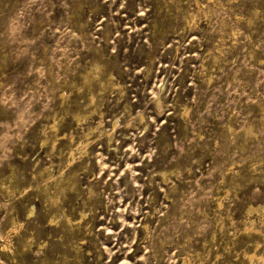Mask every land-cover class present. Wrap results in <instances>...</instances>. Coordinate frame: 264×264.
I'll return each instance as SVG.
<instances>
[{"label": "rangeland", "instance_id": "374dc122", "mask_svg": "<svg viewBox=\"0 0 264 264\" xmlns=\"http://www.w3.org/2000/svg\"><path fill=\"white\" fill-rule=\"evenodd\" d=\"M0 264H264V0H0Z\"/></svg>", "mask_w": 264, "mask_h": 264}]
</instances>
